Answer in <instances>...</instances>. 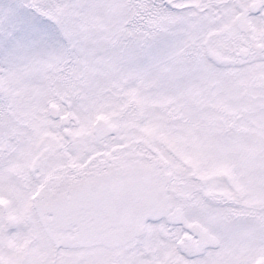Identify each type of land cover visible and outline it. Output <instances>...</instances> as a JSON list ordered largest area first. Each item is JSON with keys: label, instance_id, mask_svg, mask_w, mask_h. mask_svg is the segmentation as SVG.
<instances>
[{"label": "snow or ice", "instance_id": "obj_1", "mask_svg": "<svg viewBox=\"0 0 264 264\" xmlns=\"http://www.w3.org/2000/svg\"><path fill=\"white\" fill-rule=\"evenodd\" d=\"M0 264H264V0L0 14Z\"/></svg>", "mask_w": 264, "mask_h": 264}, {"label": "rangeland", "instance_id": "obj_2", "mask_svg": "<svg viewBox=\"0 0 264 264\" xmlns=\"http://www.w3.org/2000/svg\"><path fill=\"white\" fill-rule=\"evenodd\" d=\"M17 0H0V14L8 12Z\"/></svg>", "mask_w": 264, "mask_h": 264}]
</instances>
